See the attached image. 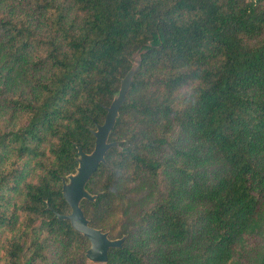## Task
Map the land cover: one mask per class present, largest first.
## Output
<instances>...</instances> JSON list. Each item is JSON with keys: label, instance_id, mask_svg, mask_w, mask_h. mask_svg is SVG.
I'll use <instances>...</instances> for the list:
<instances>
[{"label": "trees", "instance_id": "obj_1", "mask_svg": "<svg viewBox=\"0 0 264 264\" xmlns=\"http://www.w3.org/2000/svg\"><path fill=\"white\" fill-rule=\"evenodd\" d=\"M134 55L80 203L105 264H264V0H0V264H93L54 213Z\"/></svg>", "mask_w": 264, "mask_h": 264}, {"label": "water", "instance_id": "obj_2", "mask_svg": "<svg viewBox=\"0 0 264 264\" xmlns=\"http://www.w3.org/2000/svg\"><path fill=\"white\" fill-rule=\"evenodd\" d=\"M134 63L127 74L120 80L118 93L106 108V117L102 125L96 126L93 132L94 147L91 153L86 154L77 148V168L73 174L62 180L61 194L70 208V214L60 215L54 213L59 220H67L72 229L85 237L89 242V248L85 253L87 261L93 264H105L108 260L107 254L110 249L121 248L124 238L110 240L108 233L92 228L88 220L83 216L80 209L82 200L93 202L97 196L91 195L86 190V184L97 168L105 163V154L116 142H108L109 135L114 128L119 109L125 102V95L131 83L132 77L137 70L140 61L138 55H134Z\"/></svg>", "mask_w": 264, "mask_h": 264}, {"label": "rangeland", "instance_id": "obj_3", "mask_svg": "<svg viewBox=\"0 0 264 264\" xmlns=\"http://www.w3.org/2000/svg\"><path fill=\"white\" fill-rule=\"evenodd\" d=\"M4 236H5V234H3V235L0 236V241L3 239Z\"/></svg>", "mask_w": 264, "mask_h": 264}]
</instances>
